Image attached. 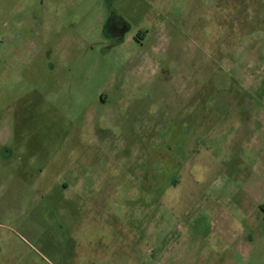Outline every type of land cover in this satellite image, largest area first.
Masks as SVG:
<instances>
[{
	"label": "rangeland",
	"instance_id": "1",
	"mask_svg": "<svg viewBox=\"0 0 264 264\" xmlns=\"http://www.w3.org/2000/svg\"><path fill=\"white\" fill-rule=\"evenodd\" d=\"M0 264H264V0H0Z\"/></svg>",
	"mask_w": 264,
	"mask_h": 264
},
{
	"label": "flooded vegetation",
	"instance_id": "2",
	"mask_svg": "<svg viewBox=\"0 0 264 264\" xmlns=\"http://www.w3.org/2000/svg\"><path fill=\"white\" fill-rule=\"evenodd\" d=\"M120 26L108 17L105 22H103V32L106 37L105 41L111 45L115 44L117 41H121L125 31L122 30Z\"/></svg>",
	"mask_w": 264,
	"mask_h": 264
}]
</instances>
